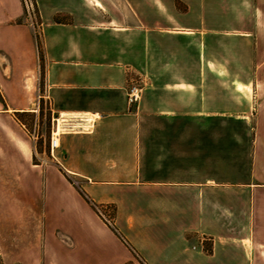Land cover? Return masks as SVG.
Segmentation results:
<instances>
[{
    "label": "crops",
    "instance_id": "0c3cea01",
    "mask_svg": "<svg viewBox=\"0 0 264 264\" xmlns=\"http://www.w3.org/2000/svg\"><path fill=\"white\" fill-rule=\"evenodd\" d=\"M78 1L0 0L5 261L264 264V0Z\"/></svg>",
    "mask_w": 264,
    "mask_h": 264
},
{
    "label": "rangeland",
    "instance_id": "374dc122",
    "mask_svg": "<svg viewBox=\"0 0 264 264\" xmlns=\"http://www.w3.org/2000/svg\"><path fill=\"white\" fill-rule=\"evenodd\" d=\"M28 3H32V5L29 4V9H26L24 0H21L22 6L24 8V15L29 19V21L33 22L34 28H36L37 32V22L40 21V12H39V6L38 2L40 1L43 4V7L45 11H43L44 16L50 15L51 9H57V14L54 16V19L56 21L59 20H67L69 18L68 13H70V9L75 8L76 6H79L78 0H27ZM38 1V2H37ZM102 4L107 7L110 11V13H114L113 9V3L114 0H100ZM129 5L130 7L134 8L138 4L139 0H119L120 4ZM144 2L148 3L150 0H144ZM223 8V7H222ZM221 8V12L223 13L224 10ZM74 10V9H73ZM121 11V10H119ZM226 12H224L225 14ZM206 16H208V13L206 12ZM36 36H38V32L36 33ZM41 64V63H40ZM40 85L43 81V72L42 68L40 66ZM41 89V88H40ZM41 102V101H40ZM21 118L23 122H25L26 126L28 127L29 131L35 135L36 145L41 146L44 142L47 143L48 135L51 136V130H52V120H51V114L48 102L45 101V103L42 101L40 103V109L38 112V116L33 115L32 113H26L21 115ZM106 218H109V214L105 213ZM9 259L8 254H6L3 249L0 247V264H23L18 261L17 258H11L12 261L6 262L5 260Z\"/></svg>",
    "mask_w": 264,
    "mask_h": 264
},
{
    "label": "built area",
    "instance_id": "2783aa9c",
    "mask_svg": "<svg viewBox=\"0 0 264 264\" xmlns=\"http://www.w3.org/2000/svg\"><path fill=\"white\" fill-rule=\"evenodd\" d=\"M24 4L26 9H29V4L32 5V3H28L27 0H24ZM143 82L140 81H134L131 82L127 87H126V101L128 105H135L139 102L143 90ZM58 139L57 137H54L53 135L50 136L49 139V147L50 150H52L54 147L57 146Z\"/></svg>",
    "mask_w": 264,
    "mask_h": 264
},
{
    "label": "trees",
    "instance_id": "16d2710c",
    "mask_svg": "<svg viewBox=\"0 0 264 264\" xmlns=\"http://www.w3.org/2000/svg\"><path fill=\"white\" fill-rule=\"evenodd\" d=\"M38 50H39V59H40V65H41V68H42V72H43V65H42V59H43V57H42V51H41V48H40V44L38 43ZM27 112H18V113H16V118L20 121V122H22L23 124H25V122H23V120H22V118H21V115H23V114H26Z\"/></svg>",
    "mask_w": 264,
    "mask_h": 264
}]
</instances>
